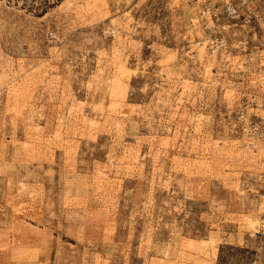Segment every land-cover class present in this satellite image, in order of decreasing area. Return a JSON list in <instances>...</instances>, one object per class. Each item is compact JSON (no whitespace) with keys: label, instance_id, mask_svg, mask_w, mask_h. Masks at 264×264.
I'll use <instances>...</instances> for the list:
<instances>
[{"label":"rangeland","instance_id":"1","mask_svg":"<svg viewBox=\"0 0 264 264\" xmlns=\"http://www.w3.org/2000/svg\"><path fill=\"white\" fill-rule=\"evenodd\" d=\"M0 264H264V0H0Z\"/></svg>","mask_w":264,"mask_h":264},{"label":"bare ground","instance_id":"2","mask_svg":"<svg viewBox=\"0 0 264 264\" xmlns=\"http://www.w3.org/2000/svg\"><path fill=\"white\" fill-rule=\"evenodd\" d=\"M112 23H113V22H112ZM112 23H110V24H112ZM116 26H117V25H116ZM107 30H108V29H107ZM112 31H113V29H112ZM112 31H109V32H112ZM113 33H114V32H113ZM199 44H202V43H199ZM211 46H212V45H211ZM203 53H204V52H203ZM203 53H200V56H201L200 58H201V59L205 58V56L202 55ZM204 54H205V53H204ZM119 66H120V65H119ZM119 68H120V67H119ZM120 70H121V69H118V73H119V74L117 73L116 76H115V78L112 79V83L115 84V86H116V84L118 85L119 82H120V80H121V77H120L119 75H120V73H121L122 70H121V71H120ZM120 84H121V83H120ZM120 84H119V85H120ZM163 84H164V83H163ZM168 86H169V85H168ZM118 88H119V87H118ZM116 90H117V89H116ZM111 91H112V90H111ZM113 91H115V90L113 89ZM113 91H112V92H113ZM166 91H167V90H165V92H166ZM112 92H110V93H112ZM165 92H164V93H165ZM168 92H169V91H168ZM168 92H166V94H168ZM114 93H115V92H114ZM112 94H113V93H112ZM112 96H114V95H112ZM110 98H112V97H110ZM113 99H114V98H113ZM111 100H112V99H111ZM111 102H112V101H111ZM259 104H260V103H259ZM113 105H114V104H113ZM116 108H117V106H116ZM112 109H113V108H112ZM115 112H117V111H115ZM184 112H185V110H184ZM241 116H242V115H241ZM92 120H93L92 118L87 119V121L90 122L91 124H92V122H93ZM36 130H37V129H36Z\"/></svg>","mask_w":264,"mask_h":264}]
</instances>
